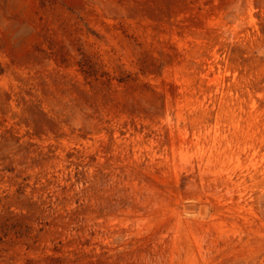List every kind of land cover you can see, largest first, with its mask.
<instances>
[{"label": "rangeland", "instance_id": "rangeland-1", "mask_svg": "<svg viewBox=\"0 0 264 264\" xmlns=\"http://www.w3.org/2000/svg\"><path fill=\"white\" fill-rule=\"evenodd\" d=\"M0 264H264V0H0Z\"/></svg>", "mask_w": 264, "mask_h": 264}]
</instances>
